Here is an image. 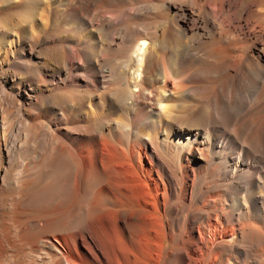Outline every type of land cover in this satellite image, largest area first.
Returning a JSON list of instances; mask_svg holds the SVG:
<instances>
[{
	"label": "bare ground",
	"instance_id": "1",
	"mask_svg": "<svg viewBox=\"0 0 264 264\" xmlns=\"http://www.w3.org/2000/svg\"><path fill=\"white\" fill-rule=\"evenodd\" d=\"M3 147L0 264H264V0H0Z\"/></svg>",
	"mask_w": 264,
	"mask_h": 264
},
{
	"label": "rangeland",
	"instance_id": "2",
	"mask_svg": "<svg viewBox=\"0 0 264 264\" xmlns=\"http://www.w3.org/2000/svg\"><path fill=\"white\" fill-rule=\"evenodd\" d=\"M8 153L9 152L6 151L5 147H3L1 149V151H0V160L2 159V165L0 166V188H1L2 184H3V179H4L5 175H6L5 169L7 170V166H8V156H9ZM9 259H11V257H8L5 260H9ZM2 264H11V263H9V262H2ZM13 264H15V263H13Z\"/></svg>",
	"mask_w": 264,
	"mask_h": 264
}]
</instances>
